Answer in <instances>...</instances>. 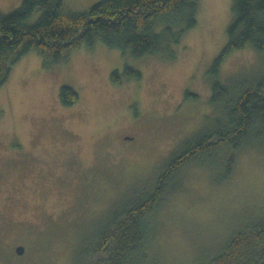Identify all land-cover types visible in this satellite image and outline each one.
Instances as JSON below:
<instances>
[{
    "label": "rangeland",
    "instance_id": "rangeland-1",
    "mask_svg": "<svg viewBox=\"0 0 264 264\" xmlns=\"http://www.w3.org/2000/svg\"><path fill=\"white\" fill-rule=\"evenodd\" d=\"M97 1L64 3L84 12ZM21 2L0 0V13ZM231 5L199 0L196 25L172 60L135 59L97 42L49 68L35 51L11 66L0 87V264H72L107 210L208 124L215 114L209 68L227 41ZM125 66L141 78L114 84L111 73ZM262 69L264 53L246 46L223 60L219 80ZM62 85L77 92L75 104L62 105ZM236 154L227 178L221 167L184 166L181 190L153 210L152 252L161 264H205L236 229L264 218V153Z\"/></svg>",
    "mask_w": 264,
    "mask_h": 264
},
{
    "label": "trees",
    "instance_id": "trees-1",
    "mask_svg": "<svg viewBox=\"0 0 264 264\" xmlns=\"http://www.w3.org/2000/svg\"><path fill=\"white\" fill-rule=\"evenodd\" d=\"M65 0H22L9 13H0V87L11 66L35 51L44 68L66 62L73 49H93L97 42L129 53L172 60L183 35L194 28L199 0H99L87 11L65 8ZM227 41L209 68L212 75L209 105L214 108L204 124L175 149L153 176L128 190L75 252L72 264H161L153 255V210L181 190L184 166L221 167L222 178L233 170L237 152L264 153V69L232 74L219 80L223 60L234 50L251 46L264 53V0H232ZM39 11L31 25L28 18ZM111 81L140 79L141 73L125 66ZM185 99L196 98L185 93ZM62 105L71 106L77 92L68 85L59 90ZM207 117V119H208ZM225 149L229 154L222 157ZM205 264H264V218L236 229L221 250Z\"/></svg>",
    "mask_w": 264,
    "mask_h": 264
},
{
    "label": "water",
    "instance_id": "water-1",
    "mask_svg": "<svg viewBox=\"0 0 264 264\" xmlns=\"http://www.w3.org/2000/svg\"><path fill=\"white\" fill-rule=\"evenodd\" d=\"M24 249H25V247H24L23 245H18V246L15 248V252H16L17 254H23Z\"/></svg>",
    "mask_w": 264,
    "mask_h": 264
}]
</instances>
